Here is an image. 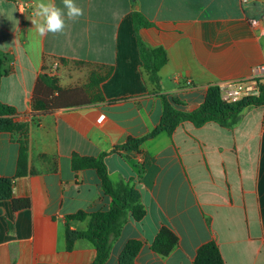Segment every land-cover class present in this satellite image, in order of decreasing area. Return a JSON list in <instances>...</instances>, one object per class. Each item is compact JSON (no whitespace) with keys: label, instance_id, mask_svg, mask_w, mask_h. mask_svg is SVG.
<instances>
[{"label":"crops","instance_id":"obj_1","mask_svg":"<svg viewBox=\"0 0 264 264\" xmlns=\"http://www.w3.org/2000/svg\"><path fill=\"white\" fill-rule=\"evenodd\" d=\"M36 3L0 0V101L26 124L28 139L13 198L30 201L15 211L12 200H0V264L93 263L89 241L67 249V216L109 211L115 201L95 169L73 167L75 156L103 157L113 184L137 190L147 210L140 222L128 216L105 264H121L132 240L144 243L134 264H194L213 241L225 264H264V105L245 108L231 126L185 121L137 149L122 148L161 124V95L192 112L211 87L257 75L264 0H75L83 15L43 37L32 24L41 22ZM135 14L150 26L137 27ZM139 37L167 53L159 91L144 70ZM41 76L89 103L35 109ZM20 140L19 133L0 134V177L19 172ZM88 225L70 222L75 231ZM163 227L180 239L168 257L151 249Z\"/></svg>","mask_w":264,"mask_h":264},{"label":"trees","instance_id":"obj_2","mask_svg":"<svg viewBox=\"0 0 264 264\" xmlns=\"http://www.w3.org/2000/svg\"><path fill=\"white\" fill-rule=\"evenodd\" d=\"M137 27H148L149 22L140 14H135ZM139 47L144 61V70L156 90H160V71L167 64L168 56L164 48L158 47L150 49L146 47L142 39L138 38ZM3 60L0 58V79L2 77ZM98 84L93 79L90 86L95 90ZM101 97H99L100 100ZM164 103V114L161 124L149 135L131 139L122 146L123 149H137L147 139L154 138L163 132L171 133L181 122L189 121L197 126H202L209 122L219 123L223 126H231L236 123L242 111L250 106L264 105V87L261 89L259 97L245 99L236 104H227L222 101L220 91L217 87H211L203 105L192 112H182L178 110L166 95H161ZM34 107L37 110H50L59 107H75L89 102L84 100L82 92L61 91L54 79L48 76H41L34 95ZM15 110L12 107L3 104L0 101V134L19 133L20 159L19 172L13 178L0 177V200H12L15 211L27 209L30 207L28 199H14L13 190L15 180L25 175L22 169L27 160L28 139L26 124L18 123L14 120ZM75 169H95L101 181L104 193L113 198L115 204L109 211H99L87 213L79 211L76 214L67 216V249H74L77 240L85 239L89 241L96 249L97 255L91 264H105L110 257L112 241L118 238L128 216L137 221H142L147 210L141 202L140 193L128 185H114L108 175V169L103 157L100 159L75 158L73 159ZM89 219V225L86 231H75L70 227L71 221H85ZM180 243L179 237L169 228L163 227L157 234L151 245L153 252L162 257H168ZM144 243L138 240L130 241L121 256V264H134ZM194 264H225L219 246L216 242H210L203 245L197 252Z\"/></svg>","mask_w":264,"mask_h":264},{"label":"clouds","instance_id":"obj_3","mask_svg":"<svg viewBox=\"0 0 264 264\" xmlns=\"http://www.w3.org/2000/svg\"><path fill=\"white\" fill-rule=\"evenodd\" d=\"M63 7L57 6L54 0H37L35 14L41 18L37 24L32 21L38 34L43 37L49 33H62L66 27V20L76 21L83 15V9L75 0H62Z\"/></svg>","mask_w":264,"mask_h":264},{"label":"built area","instance_id":"obj_4","mask_svg":"<svg viewBox=\"0 0 264 264\" xmlns=\"http://www.w3.org/2000/svg\"><path fill=\"white\" fill-rule=\"evenodd\" d=\"M248 3L249 0H242ZM191 85V82H188ZM221 94V99L227 104H236L245 99L259 97L264 87V66L257 68V75L246 80L221 83L216 86Z\"/></svg>","mask_w":264,"mask_h":264}]
</instances>
